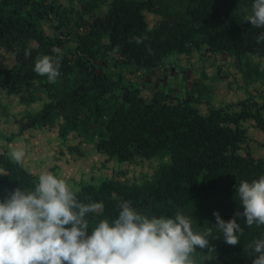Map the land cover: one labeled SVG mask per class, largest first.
<instances>
[{"label": "trees", "instance_id": "16d2710c", "mask_svg": "<svg viewBox=\"0 0 264 264\" xmlns=\"http://www.w3.org/2000/svg\"><path fill=\"white\" fill-rule=\"evenodd\" d=\"M152 3L109 0L98 14L96 1L85 0L88 17L75 30L65 34L59 30L53 37L44 32L41 21L63 19L56 0H0V52H10L14 58L13 65L0 68V89L24 104L45 98L39 110L19 122L20 133L60 120L62 139L75 131L91 141L97 153L119 162L168 158L140 184L104 178L72 188L83 202L99 205L96 212L86 214L90 227L101 218L115 217L124 200L150 216L174 215L200 204L219 186L223 189L212 210L227 220L242 212L236 196L239 181L264 174V158L253 156L246 147L244 125L253 120L264 133V104L249 98L221 106L211 102L202 112L194 94L179 97L157 90L145 98L123 71L155 69L172 53L201 47L229 54L237 62L250 55L264 58V41L257 42L264 29L246 20L250 13L238 0H182L149 27L143 10ZM26 49L30 55H25ZM45 54L60 61L54 82L34 71L36 60ZM197 86L195 91L210 93L206 84ZM38 178L22 162L0 153V198L16 187L32 190ZM237 219L244 229L239 242L227 244L216 226L205 229L212 233L209 247L192 254L195 264H207L210 255L235 260L252 256L249 245L264 235V225L246 226L243 217Z\"/></svg>", "mask_w": 264, "mask_h": 264}, {"label": "clouds", "instance_id": "9594fccd", "mask_svg": "<svg viewBox=\"0 0 264 264\" xmlns=\"http://www.w3.org/2000/svg\"><path fill=\"white\" fill-rule=\"evenodd\" d=\"M246 20L264 29V0H251ZM264 41V31L257 42ZM139 42V40L137 41ZM25 50V55H30ZM60 61L40 56L34 71L54 82ZM22 148L11 152L21 162ZM242 212L223 219L213 211L215 226L229 245H236L246 226L264 225V174L236 185ZM96 202H83L62 176L40 174L32 190L16 187L0 198V264H195L192 254L209 247L211 231H198L193 218L142 213L129 200L121 201L115 217L101 218L89 225L86 214L96 212ZM252 264H264V235L249 245Z\"/></svg>", "mask_w": 264, "mask_h": 264}, {"label": "rangeland", "instance_id": "374dc122", "mask_svg": "<svg viewBox=\"0 0 264 264\" xmlns=\"http://www.w3.org/2000/svg\"><path fill=\"white\" fill-rule=\"evenodd\" d=\"M84 1L56 0L64 17L60 20L52 18L42 20L41 25L44 32L55 37V35H59V30H62L63 34L75 30L78 22H82L88 17ZM94 1H96L94 12L101 14L109 0ZM181 1L153 0V3L143 10L149 27H152L164 13L176 9ZM238 1L244 5L246 13L249 14L251 0ZM68 42L74 44L71 37ZM13 64L14 58L10 52H0V68ZM170 65L173 67L168 69ZM123 71L127 78L140 88L141 94L145 98H149L157 90L166 91L179 97L194 94L198 99L197 108L202 112L207 110L211 102V105H214L213 101L219 102L220 97H223L224 94H230V98L222 105L235 104L245 98L264 104V58L262 57L250 55L241 57L237 62L229 54L210 53L201 47L199 50L189 53H172L155 69L145 70L129 67ZM199 82L206 84L210 90L207 96L195 91L194 88L198 87ZM200 86L203 89L205 87V85ZM208 99L209 103H207ZM44 100L45 98L42 96L36 101L24 104L18 96L7 94L0 89V153L3 152L12 158L11 152L16 148H22L25 153L21 161L22 164L38 177L44 171L52 172L65 178L73 189L79 188L83 183L97 184L104 178H112L133 185L151 179L158 168L168 162L166 157L123 162L108 158L97 153L92 147V142L79 136L75 131H70L66 138L62 139L58 135L60 120L55 121L51 127L35 126L20 133L19 122L23 121L27 113L39 110ZM262 115L264 121V106ZM244 125L252 132H259L253 120L245 121ZM9 136L11 138L6 139ZM246 147L255 154L262 147V156L264 155L263 144L256 143L255 148L258 150L252 149L250 145ZM41 150L44 157L50 156V159L43 164H40L36 157ZM241 151H245V147ZM222 189V186L215 188L203 202L184 213L193 218L195 230L204 231L215 226L212 206L220 196ZM207 258L209 260L207 264H252V256L243 260H235L230 256L217 257L216 255H210Z\"/></svg>", "mask_w": 264, "mask_h": 264}, {"label": "crops", "instance_id": "0c3cea01", "mask_svg": "<svg viewBox=\"0 0 264 264\" xmlns=\"http://www.w3.org/2000/svg\"><path fill=\"white\" fill-rule=\"evenodd\" d=\"M232 61H233V58H232ZM173 67V66H172ZM171 67V65L170 66H168V69H171L172 68ZM145 70H147V69H145ZM178 70H180V69H178ZM173 73V72H172ZM229 98H230V94H224L223 95V97H220V101L219 102H217V101H213V104L215 105V103H216V106H221L222 105V103H224V101H227V100H229ZM231 98H233V97H231ZM223 101V102H222ZM258 129V128H257ZM246 134H247V136H248V145H250L251 146V148L253 149V148H255V146H256V143L259 145V144H263L262 143V141L264 140V133L261 131V130H259V132H252L250 129H247V132H246ZM264 145V144H263ZM256 149V148H255ZM256 150H258V149H256ZM43 154V151L41 150L40 152H38L37 153V156L36 157H38V159L37 160H39V163L40 164H43V163H46L47 161H48V159H50L49 157H48V155L47 156H43L42 155ZM251 154L253 155V156H255V157H262V158H264V155L262 156V147H261V149L259 150V152L257 153V154H255V153H253V152H251ZM261 155V156H256V155ZM41 158H40V157ZM60 163V162H59Z\"/></svg>", "mask_w": 264, "mask_h": 264}]
</instances>
